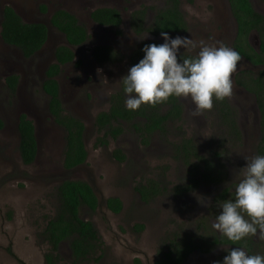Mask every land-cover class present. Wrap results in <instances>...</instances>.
<instances>
[{
	"label": "rangeland",
	"instance_id": "374dc122",
	"mask_svg": "<svg viewBox=\"0 0 264 264\" xmlns=\"http://www.w3.org/2000/svg\"><path fill=\"white\" fill-rule=\"evenodd\" d=\"M167 0H0L1 14L5 5L15 8L26 22H43L49 35L44 47L31 59L20 57V50L7 46L0 36V116L6 129L0 132V264H43L48 251L43 231L60 207L58 187L66 179L88 181L99 198L96 211L81 208V216L93 222L102 239L98 261L80 264H155L158 255L173 242L193 245L183 264H217L227 255L225 249L243 248L247 254L264 256V239L248 235L242 243H216L222 237L213 228L219 214L218 204L234 198L235 184L242 176L246 157L257 156L261 137L260 118L255 96L238 82L246 70L257 72L261 67L246 60L237 63L231 74L232 94L227 100L235 114L238 130H233L223 118L218 103L200 115H193L190 99L180 98L183 114L171 122L165 132L154 134L149 144L141 141L131 125L124 123V132L102 145L95 119L108 110L111 96L121 89L120 80L132 66L130 55L142 42L161 36L138 34L131 24L135 10L147 9L146 25L152 23L154 11ZM264 14L263 0H250ZM40 4L47 7L42 12ZM115 7L123 16L121 33L103 27L90 19L95 8ZM188 30L177 35L188 37L184 54H197L201 44L231 48L235 20L227 0H181ZM58 8L74 13L87 27L90 40L74 48L75 60L62 69L58 77L61 100L66 113L85 123L88 159L71 170L63 167L64 130L56 124L48 110V95L42 89L47 67L55 61V49L66 44L65 37L50 23ZM259 49L255 33L250 37ZM110 45L122 55V60L99 63L93 51L97 46ZM10 74L20 76L19 90L12 98L7 94L5 79ZM243 77V75H240ZM26 114L35 126L38 141L36 160L24 164L19 153L17 122ZM237 131V132H236ZM190 141L187 152L180 145ZM119 148L120 161L114 155ZM158 186V192L148 200L140 189ZM118 197L122 210L107 208L106 199ZM201 201H210L208 207ZM247 219V217H245ZM62 262L69 264L68 242L62 244Z\"/></svg>",
	"mask_w": 264,
	"mask_h": 264
},
{
	"label": "trees",
	"instance_id": "16d2710c",
	"mask_svg": "<svg viewBox=\"0 0 264 264\" xmlns=\"http://www.w3.org/2000/svg\"><path fill=\"white\" fill-rule=\"evenodd\" d=\"M233 16L237 22V34L232 48L240 58L249 60L254 66L261 67L257 72L246 70L238 76V82L245 89L256 96L261 125V137L256 150L257 155H264V14L257 11L250 0H228ZM264 1V0H263ZM181 0H167L164 7L155 9L152 23L146 25L147 9L135 10L131 14V24L138 33H147L152 37L161 36V31L169 35H177L188 30V24L180 8ZM42 12L47 7L40 6ZM93 21L116 29L121 33L120 26L123 16L120 10L110 7L97 8L91 12ZM0 36L6 44L18 48L25 57H31L39 51L48 39V27L43 22H26L7 5L1 16ZM51 25L65 37L66 44H61L55 49V61L45 71V79L42 89L48 95V110L56 124L64 130L63 167L67 170L74 169L86 163L88 150L85 141V123L79 117L66 113L61 100V86L58 80L65 65L75 60L74 48L84 45L90 40L87 27L71 11L58 8L50 16ZM255 33L259 49L254 48L250 37ZM161 42L148 40L142 42L130 55V65L138 63L143 57L142 47L145 44ZM94 58L99 63L119 62L122 60L120 52L110 46H97L93 51ZM184 57H194L195 54H184ZM19 76L11 74L6 78V84L13 95L16 91ZM125 94L123 85L121 89L111 96L108 110L97 114L95 124L102 133L99 141L102 145L109 144L110 140L117 139L125 128L124 123L131 125L133 131L140 136L141 141L149 144L156 133L165 132L167 125L179 121L183 114V105L180 98L171 97L165 103L150 106L142 104L136 111H129L124 106ZM221 108L222 116L227 120L233 130H238L234 110L227 98L216 101ZM4 122L0 118V129ZM18 131L20 135L19 153L24 164L35 161L38 153V141L35 134V126L25 114L19 118ZM237 132V131H236ZM182 150L189 152L192 149L190 141L180 145ZM114 155L120 161L124 160V154L117 148ZM140 189L142 198L148 200L151 194L158 192V186ZM60 207L54 217L50 218L43 231V236L48 245L43 264H66L62 262L61 247L68 242L71 251L69 264H80L87 261H98L102 251L101 236L89 219L81 216V208L87 207L91 212L96 211L99 198L92 185L83 179H66L58 187ZM122 201L118 197L106 199V206L111 211L118 213L122 210ZM216 243H242L228 239L215 238ZM193 245L188 242L173 241L166 252L160 253L155 264H183L189 253L193 251ZM140 264L138 259L135 260Z\"/></svg>",
	"mask_w": 264,
	"mask_h": 264
},
{
	"label": "clouds",
	"instance_id": "9594fccd",
	"mask_svg": "<svg viewBox=\"0 0 264 264\" xmlns=\"http://www.w3.org/2000/svg\"><path fill=\"white\" fill-rule=\"evenodd\" d=\"M160 35L163 43L145 44L143 57L120 79L127 110L136 111L142 104L156 106L176 97L190 99L195 116L211 109L213 100L231 96L230 77L240 59L235 50L202 43L196 56L184 57L181 49H187L188 37L173 38L166 31ZM245 159L234 198L218 204L220 211L213 222V228L233 242L257 232L264 239V155ZM199 202L208 207L210 201ZM225 251L227 255L217 264H264V256L247 254L243 248Z\"/></svg>",
	"mask_w": 264,
	"mask_h": 264
},
{
	"label": "flooded vegetation",
	"instance_id": "af4514ba",
	"mask_svg": "<svg viewBox=\"0 0 264 264\" xmlns=\"http://www.w3.org/2000/svg\"><path fill=\"white\" fill-rule=\"evenodd\" d=\"M227 3H228V6H229V10H230V12H231V14H232V11H231V7H230V4H229V1L227 0ZM42 4H40V6H41ZM166 5V2H165V4H164V6ZM5 6H7V5H5ZM4 6V7H5ZM10 6V5H9ZM39 6V7H40ZM164 6H162V7H164ZM4 7H3V9H4ZM12 7V6H11ZM14 8V7H13ZM110 8H115V7H110ZM180 8H181V11H182V7H181V2H180ZM3 9H2V12H3ZM15 9V8H14ZM65 9V8H64ZM97 8H95V9H93L92 11H94V10H96ZM117 9V8H116ZM68 10V9H67ZM119 10V9H118ZM91 11V12H92ZM17 12V11H16ZM91 12H90V14H89V16L91 15ZM183 12V11H182ZM52 14V13H51ZM184 14V13H183ZM1 16H2V14H1ZM232 16H233V14H232ZM233 18H234V20H235V32H234V37H233V39H232V42H231V48H232V44H233V41H234V39H235V37H236V34H237V22H236V19H235V17L233 16ZM2 19V18H1ZM90 19L93 21V19L91 18V16H90ZM93 22H95V21H93ZM96 24H98V25H100V26H103V27H108V26H105V25H102V24H99V23H97V22H95ZM188 24V23H187ZM89 32V31H88ZM5 43V42H4ZM87 43V42H86ZM6 44V43H5ZM46 44V43H45ZM44 44V45H45ZM7 46H10V45H8V44H6ZM11 47V46H10ZM12 47H14V46H12ZM44 47V46H43ZM42 47V48H43ZM41 48V49H42ZM17 49V48H16ZM40 49V50H41ZM233 49V48H232ZM39 50V51H40ZM39 51H37L34 55H32L31 57H25L24 55H23V53L21 52L20 53V57L21 58H23V59H31L32 57H34ZM241 60H246V61H248L249 62V60H247V59H245V58H240L239 59V61H241ZM238 61V62H239ZM237 62V63H238ZM251 63V62H250ZM252 64V63H251ZM253 65V64H252ZM0 67H1V63H0ZM11 75V74H10ZM17 75V74H16ZM9 76V75H8ZM7 76V77H8ZM6 77V78H7ZM5 82H6V79H5ZM20 83L22 84V82H21V80H20V76H19V80H18V84H17V87H16V91H15V93L13 94V95H11V97L13 98L16 94H17V92H18V90L20 89L19 88V86H20ZM6 85V91H7V94L9 93L8 91H9V88L7 87V84H5ZM241 85V84H240ZM241 86H243V85H241ZM244 87V86H243ZM245 88V87H244ZM255 96V95H254ZM255 101H256V104H257V100H256V96H255ZM257 109H258V113H259V108H258V104H257ZM26 115V114H25ZM27 116V115H26ZM28 117V116H27ZM0 118L3 120V122H4V125H3V127L0 129V132H3L5 129H6V121H5V119H3L1 116H0ZM20 118V117H19ZM259 118H260V114H259ZM30 119V118H29ZM17 132H18V136H19V140H20V135H19V131H18V128H17ZM21 157V156H20ZM37 157V156H36ZM36 160V159H35Z\"/></svg>",
	"mask_w": 264,
	"mask_h": 264
},
{
	"label": "water",
	"instance_id": "95a60500",
	"mask_svg": "<svg viewBox=\"0 0 264 264\" xmlns=\"http://www.w3.org/2000/svg\"><path fill=\"white\" fill-rule=\"evenodd\" d=\"M18 13V12H17ZM19 14V13H18ZM45 24V23H44ZM47 27H48V25L47 24H45ZM48 35H49V28H48ZM2 39V38H1ZM3 41V40H2ZM20 117V116H19ZM18 124H19V118H18V122H17V125H16V128H18ZM36 134V133H35Z\"/></svg>",
	"mask_w": 264,
	"mask_h": 264
}]
</instances>
